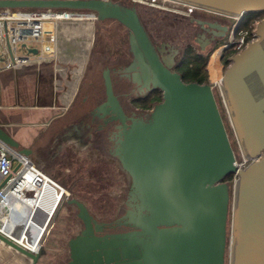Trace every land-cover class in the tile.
Wrapping results in <instances>:
<instances>
[{"label":"water","instance_id":"1","mask_svg":"<svg viewBox=\"0 0 264 264\" xmlns=\"http://www.w3.org/2000/svg\"><path fill=\"white\" fill-rule=\"evenodd\" d=\"M169 1L234 19L264 14V0ZM0 10L90 12L96 22H115L126 32L130 55L125 80L139 92L160 93L143 117L126 118L103 70L105 101L83 118L115 112L109 119H118L121 130L111 154L126 177V197L121 216L109 223L94 219L80 201L65 200L81 226L65 242L67 264H225L227 249V264H264V16L254 27V39L228 58L218 82L235 145L246 162L236 169L233 144L208 81H181L171 70L177 50L159 56L134 6L109 0H0ZM20 47L37 57L36 48ZM66 138L64 132L54 141L60 145ZM0 143L27 155L1 127ZM234 174L229 187L225 178ZM0 242L28 255L1 234Z\"/></svg>","mask_w":264,"mask_h":264},{"label":"flooded vegetation","instance_id":"2","mask_svg":"<svg viewBox=\"0 0 264 264\" xmlns=\"http://www.w3.org/2000/svg\"><path fill=\"white\" fill-rule=\"evenodd\" d=\"M109 1L124 4L119 0ZM168 2H170L169 8L176 10L178 13L175 14L165 10L160 11L176 19H183V21H185V25L188 28L187 34L193 37V40L198 45L199 51L213 46L219 39L224 37L226 39L223 43L226 44V40H233L239 29L245 27V25H241L245 15L240 19H234L203 11L185 4ZM190 9H192V11H190ZM116 31L119 33L118 30ZM148 36L153 46L161 51L160 57L170 56V48L175 49L169 44L163 42L157 43L149 34ZM109 44L110 45L105 46L104 51H95V45L93 44L89 54V60L94 64L95 71L96 68H98V75L102 87L101 92L97 91L92 82L86 81V90L80 94L79 101H76V98L70 110H68L61 119L52 122L38 140L31 143V145L35 144L34 151L36 156L42 157L45 162L52 166L55 165V167L59 168L63 166V170L67 175L72 173L74 169H78L79 172L74 175L71 181L79 182L84 175L85 178L82 179L86 185L94 190L92 197L96 204L99 205L100 203V205L107 206L111 201V203L115 205L116 210L114 213L106 217H99L90 210L88 203L76 197H72L69 194L67 195V197L83 203L94 219L105 223L112 222L121 216L123 212V202L126 197L127 182L124 173L111 154L115 146V136L121 130V124L118 119H109L116 118L115 112L109 110V114L104 116L101 113L94 112L91 119L83 118L105 101L101 74L103 70H108L112 85V93L117 99L122 115L126 118L143 117V115L160 100L159 92H139L125 80L123 70L130 60V55L127 53V42L126 44H122L120 41L109 42ZM221 46H223V44ZM187 48L192 50L191 47H186L185 50ZM220 50V55L218 57L219 63L224 65V62H227L228 65V58L231 55L227 58L225 56L231 52V46H224L220 48ZM180 61L176 62L174 58V64L171 69L178 74L179 72L177 69L179 67H177V65L180 66ZM157 94L158 98L156 96ZM156 98L158 101H156ZM125 124H127V122H125ZM64 132L67 133V138L58 145L54 140L58 135L64 134ZM24 150L26 153L31 151L29 147ZM71 167L72 169L69 171ZM66 168L69 169L66 170ZM110 190L115 192L110 193ZM99 192H106V195L102 196ZM37 209L38 208H34V211ZM67 209L70 212L69 223H72V225L76 227L74 233L67 238L68 240L81 230V226L76 218L77 211L71 206H68ZM34 218L38 220L39 215ZM119 232V230L106 231V233L109 234ZM40 240L41 239H39V242H37V240L36 242L33 241L32 245L37 249L40 246ZM66 255L67 258L64 264H67L69 261L68 252Z\"/></svg>","mask_w":264,"mask_h":264},{"label":"rangeland","instance_id":"3","mask_svg":"<svg viewBox=\"0 0 264 264\" xmlns=\"http://www.w3.org/2000/svg\"><path fill=\"white\" fill-rule=\"evenodd\" d=\"M113 1V0H112ZM122 1L124 4L128 5L131 0H119ZM136 12L140 18L142 25L144 26L146 32L150 35V37L158 42H163L169 44L170 46L177 49V56L175 57V61L178 62L182 59V55L185 51L186 47H191L194 53H198L202 57H206V63L204 70L207 75V81L210 84H213L212 92L214 99L216 101L219 113L221 115L223 124L226 129V133L228 136L229 141L233 144V152L235 154L236 160H240L239 151L235 145L234 137L230 125L228 123L226 113L224 107L221 103V99L219 96L217 85L214 84L215 82H211L209 80V72L207 70L209 57L212 52L218 49L222 44L223 41L226 39L221 38L219 39L213 46L203 49V51L198 50L197 43L193 40L189 34H187L188 28L185 25V21L183 19H176L170 15L165 14L164 12L157 10L156 8L134 4ZM175 13V12H173ZM177 14V13H175ZM259 18L253 20L249 23L246 28H250L251 25L257 23ZM89 19L88 21L92 22L93 28V44L95 45V51H104L105 46L110 45L109 42H119L122 44H126V32L125 30L117 25L113 21H103V22H96L94 19L91 18H84L82 20ZM63 28V27H62ZM113 29V31H112ZM118 30L119 33L116 31ZM101 48V49H100ZM103 49V50H102ZM220 49V48H219ZM232 52V51H231ZM230 53L226 54V58L230 56ZM89 60V59H88ZM219 62V61H218ZM219 64V72L218 76L221 77L224 69L226 66ZM81 71V69H80ZM178 72H181V68L177 69ZM83 74H86L87 82H92L97 89V91L101 92V80L98 75V68L95 67L94 64L89 60L87 64L84 65ZM84 79V81H86ZM85 83V82H84ZM82 83V84H84ZM81 90L79 91V96L77 97L76 101H79L80 94H82L86 88L85 86H81ZM158 98V94L156 95ZM156 98V100H157ZM43 128V127H42ZM40 129V132L42 131ZM23 128L20 127L18 130L21 131ZM38 140V139H37ZM36 140V141H37ZM35 141V142H36ZM18 143V142H17ZM19 149L28 148L31 149L30 152L27 153L25 156L29 163H31L36 169L41 171L45 176L50 178L53 182H55L66 194L71 195L72 197H76L88 203L90 210L99 217H106L115 212L116 207L109 202L106 205H99L93 201L92 193L94 190L86 185L82 178H85L83 175L78 182H73L71 179L74 177L75 174L79 172L78 169H74L72 173L67 175L63 170V166L61 168L55 167V165H50L42 157L36 156L35 153V144L31 145L29 142L18 143ZM32 147V148H30ZM18 149V150H19ZM73 167V166H72ZM72 167L69 171H71ZM69 168H66V170ZM84 182V183H83ZM44 183V187L42 189V201L41 208H38L34 211L32 218H30V213L33 211L32 209L23 205L19 200L16 198H8L0 204V228L3 229L9 235L16 237L17 240L21 241L22 243L27 242V240H32L31 237L34 239H41L40 246L36 250V260L33 264H64L67 258V251L65 242L69 236L74 233L76 227L69 223L70 212L67 209L66 199L70 197H59V193L53 187L50 188ZM42 186V184L40 185ZM54 186V185H53ZM229 186L231 183L229 182ZM50 188V189H49ZM115 191L110 190V193H114ZM102 196L106 195V192H99ZM31 194H26V198H31ZM34 197V196H33ZM44 197V198H43ZM61 198V199H60ZM50 199V200H49ZM53 204V205H52ZM42 213V216H39V221H41L43 216L51 214V218L47 227L44 229L40 235V232L43 227V223L39 224L36 219L34 218L37 214ZM47 213V214H46ZM229 215L227 219V248L229 243ZM71 225V226H70ZM15 232V233H14ZM28 238V239H27ZM228 249L225 252V264L228 262ZM32 261L28 260V258H24L20 254L15 253L14 251L8 249L6 246L0 244V264H31Z\"/></svg>","mask_w":264,"mask_h":264},{"label":"crops","instance_id":"4","mask_svg":"<svg viewBox=\"0 0 264 264\" xmlns=\"http://www.w3.org/2000/svg\"><path fill=\"white\" fill-rule=\"evenodd\" d=\"M26 11L3 12L16 15ZM88 20L64 22L54 32L52 52L45 58L35 57L21 70L8 68L10 58L25 54L20 45L13 53L6 42L0 45V127L15 143L36 141L44 133L40 129L70 110L85 86L88 79L83 68L94 39L93 24ZM24 44L37 49L28 38Z\"/></svg>","mask_w":264,"mask_h":264},{"label":"built area","instance_id":"5","mask_svg":"<svg viewBox=\"0 0 264 264\" xmlns=\"http://www.w3.org/2000/svg\"><path fill=\"white\" fill-rule=\"evenodd\" d=\"M168 1L157 0L155 5L142 0H131V3L133 5L139 4L153 7L157 10L178 13L176 10L169 8L170 2ZM190 11H192V9H190ZM88 16H92L95 21L94 14L90 12L27 10L26 12L11 15L0 11V45L6 42L9 50L13 53L15 49L28 38L37 44V57L45 58L52 52L55 43L54 32L60 30L64 22L79 21ZM9 22L13 23V25H9ZM255 25L256 23L251 25L248 29L246 27L239 29L233 40H226V44L223 43V46L219 48L230 45L233 53L239 52L247 43L254 39L253 30ZM26 31L28 34H25ZM33 59H35V57L26 53L21 56L13 57V63H10L8 68L17 70L19 66L28 64L32 62ZM214 84H216L218 88V82ZM209 85L212 86L213 84L209 82ZM24 163L30 165L28 171L24 167ZM245 165L246 162L243 157L240 158V160H235L234 166L236 169H242ZM26 174L34 175L37 182L45 180L42 175L43 173L29 163L25 156L18 153L17 150L11 149L0 143V202L6 200V197L13 193H18L19 196L24 197H26V194H31L32 197L36 194L34 184H29L28 181L24 180ZM235 179L236 175L234 174L231 176V184H233ZM49 180H47V183L53 185V181ZM55 187L59 192V197H66L68 195L59 185ZM42 232L43 231H41V233Z\"/></svg>","mask_w":264,"mask_h":264},{"label":"bare ground","instance_id":"6","mask_svg":"<svg viewBox=\"0 0 264 264\" xmlns=\"http://www.w3.org/2000/svg\"><path fill=\"white\" fill-rule=\"evenodd\" d=\"M142 1H146V2H148L149 4H152V5H155L156 4V2H157V0H142ZM165 1H168V0H165ZM86 18H91V19H93L92 18V16H88V17H86ZM82 20V19H81ZM220 49H216V50H214L213 52H212V54L210 55V57H209V62H208V66H207V70H208V72H209V80L211 81V82H219V79H220V77L218 76V72H219V62H218V57H219V55H220ZM17 144V146H19L18 145V143H16ZM30 165H26V163H24V167L27 169V171L30 169V167H29ZM43 175V177H44V181H40V182H37V180L35 179V176L34 175H30V174H26L25 176H24V180H26V181H28L29 182V184H34V187H35V189H36V194L34 195V197H31V198H26V197H24V196H19L18 195V193H13V194H11V195H9L8 196V198H16L17 200H19L23 205H25L26 207H28V208H30V209H32L33 211L30 213V218H32V216H33V214H34V208H41V207H43L42 206V201H44V199H41V196H42V189L41 188H43L44 186V183L43 182H46V185L48 186V187H50V188H52L53 187V190L55 189L56 191H57V189H56V187L55 186H57V184L55 183V182H52V184L54 185H51V184H49V183H47V180H49L50 178H48L47 176H45L44 174H42ZM51 180V179H50ZM49 180V181H50ZM34 182H37V183H34ZM42 184V186H40ZM49 188V189H50ZM58 192V191H57ZM65 192V191H64ZM59 193V192H58ZM59 195V194H58ZM44 198V197H43ZM7 199V198H6ZM50 200V199H49ZM4 201V200H3ZM3 201H1L0 202V204H2V202ZM53 205V204H52ZM39 213V212H38ZM47 214V213H46ZM40 216V215H42V213H39V214H37V216ZM51 215H52V213L51 214H48V215H46V216H43L44 218H42L41 219V221H39V219L37 220L36 219V221H37V224H38V222H40L39 224H42L43 223V227H42V230L43 229H45L46 227H47V225L45 226V228H44V221H45V219L46 218H49V220H50V218H51ZM48 223H49V221H48ZM47 223V224H48ZM44 231V230H43ZM15 233V232H14ZM43 233V232H42ZM42 233H40V234H42ZM0 234H1V236H3L6 240H8L9 242H11L12 244H14L15 246H18L19 248H22V249H24L26 252H28V255L27 256H23L24 258H28V260H29V258H30V260L33 262L34 260H35V258H36V250H37V248L35 247V246H33L32 244H33V241L34 242H36V240H37V242H39V239H34L33 237H31L32 238V240L30 241V240H27V242L25 243V245H24V243H22L21 241H19V240H17L16 239V237H14V236H12V235H9L8 233H6L3 229H1L0 228ZM28 239V238H27ZM0 244H2V245H4L3 243H1L0 242ZM4 246H6V245H4ZM8 249H10L8 246H6ZM11 250V249H10ZM13 251V250H12ZM15 253H17V252H15ZM17 254H19V253H17Z\"/></svg>","mask_w":264,"mask_h":264},{"label":"trees","instance_id":"7","mask_svg":"<svg viewBox=\"0 0 264 264\" xmlns=\"http://www.w3.org/2000/svg\"><path fill=\"white\" fill-rule=\"evenodd\" d=\"M126 5V4H125ZM126 6H134L131 2ZM0 11H15V10H0ZM263 16L262 13H251L245 14V17L242 22V26L245 27L251 23L253 20ZM234 54L231 52L230 55ZM206 63V57H202L199 54L194 53L190 48H187L180 61L181 72H179L181 81L183 83H197V84H204L207 83V75L204 70ZM227 65V62H224V66ZM158 101V99L156 100ZM231 180V176L225 178V181L229 185ZM231 183V182H230ZM230 187V186H229Z\"/></svg>","mask_w":264,"mask_h":264}]
</instances>
